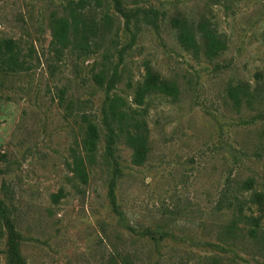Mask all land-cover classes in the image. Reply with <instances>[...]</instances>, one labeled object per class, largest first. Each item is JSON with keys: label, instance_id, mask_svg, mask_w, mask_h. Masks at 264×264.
Returning a JSON list of instances; mask_svg holds the SVG:
<instances>
[{"label": "rangeland", "instance_id": "obj_1", "mask_svg": "<svg viewBox=\"0 0 264 264\" xmlns=\"http://www.w3.org/2000/svg\"><path fill=\"white\" fill-rule=\"evenodd\" d=\"M69 1L0 0V38L24 59L17 72L0 70V198L26 264H264V231L250 236L234 199L251 214L253 189L242 185L264 192V92L240 105L229 94L264 78V0H91L81 17L94 27L90 49L58 53L52 25ZM176 17L193 24L196 49L179 42ZM200 23L225 38L218 56L205 54ZM146 65L178 94L137 108L149 128L145 162L134 163L125 133L114 158L104 131L87 155L82 115L100 123L106 97L94 75L114 74L113 92L138 107Z\"/></svg>", "mask_w": 264, "mask_h": 264}, {"label": "trees", "instance_id": "obj_2", "mask_svg": "<svg viewBox=\"0 0 264 264\" xmlns=\"http://www.w3.org/2000/svg\"><path fill=\"white\" fill-rule=\"evenodd\" d=\"M90 1L70 0L68 3L69 16L63 15L53 21V45L58 53H61L64 48L70 45L78 46L83 50L90 49V43L87 39L91 33H94V27L87 21L81 22L83 10L88 7ZM115 2H118V0H115ZM173 22L177 28L178 40L181 45L187 49H196L198 42L193 24L189 20L179 17L174 18ZM198 30L203 38L204 52L208 57L218 56L226 49L227 42L225 38L216 29L210 27L209 24L200 23ZM23 60L21 50L15 40L0 38V70L2 72L9 74L19 71L23 66ZM257 77L258 82L253 87L238 83L230 88V97L236 105L242 104L244 99L251 101L252 97L257 94L261 95L264 92L263 73H257ZM115 78L114 74L108 77L107 73L103 71L94 75L96 84L105 88L106 97L101 107L102 118L100 123L90 115H82L85 133L84 147L87 155L91 154L94 156L100 133L104 131L106 136L105 155L109 158H114L119 133H125L127 142L133 148L132 160L136 164H142L145 162L149 152V128L143 118V113L137 108L144 105L148 97L153 94L161 93L176 96L178 94V86L175 82L155 71L152 66L146 65V72L143 78L135 85L133 103L138 107H133L123 96L113 92L115 89ZM142 111L146 112L147 109L144 107ZM78 174L83 180L87 181L88 172L80 170ZM242 188L244 190L253 189L248 198V208L252 213L247 214L244 212L243 200L237 194L234 195L235 204L238 206V213L249 226L250 236L258 239L264 231V192L254 189L253 180L251 179L246 181L245 187L243 184ZM109 198L114 205L115 212L122 217V211L118 208L113 187L109 189ZM3 226L6 228L8 242L7 264H26L21 252L16 225L9 215L5 201L0 198V232Z\"/></svg>", "mask_w": 264, "mask_h": 264}]
</instances>
